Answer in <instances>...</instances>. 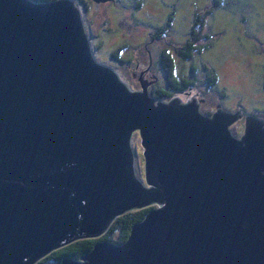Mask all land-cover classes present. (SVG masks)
<instances>
[{
	"label": "water",
	"instance_id": "1",
	"mask_svg": "<svg viewBox=\"0 0 264 264\" xmlns=\"http://www.w3.org/2000/svg\"><path fill=\"white\" fill-rule=\"evenodd\" d=\"M82 17L73 0H0V264H37L156 205L123 245L61 264H264V121L238 139L240 113L133 92L95 60Z\"/></svg>",
	"mask_w": 264,
	"mask_h": 264
},
{
	"label": "rangeland",
	"instance_id": "2",
	"mask_svg": "<svg viewBox=\"0 0 264 264\" xmlns=\"http://www.w3.org/2000/svg\"><path fill=\"white\" fill-rule=\"evenodd\" d=\"M73 1L82 11L95 60L117 72L133 92H144L146 85L155 101L153 93L163 87L174 93L167 82L172 70L187 86L165 102L197 98L200 113L209 118L221 107L231 108L243 115L229 127L238 139L249 117L264 121V0ZM188 50L193 58L185 59ZM170 56L175 65L169 66ZM140 133L133 132L131 148L136 175L147 185Z\"/></svg>",
	"mask_w": 264,
	"mask_h": 264
},
{
	"label": "trees",
	"instance_id": "3",
	"mask_svg": "<svg viewBox=\"0 0 264 264\" xmlns=\"http://www.w3.org/2000/svg\"><path fill=\"white\" fill-rule=\"evenodd\" d=\"M36 3H48L55 0H32ZM217 5H220L219 2ZM172 19V17H171ZM171 26V24L169 25ZM192 51V49L190 48ZM188 50L186 55H184L185 59L193 58V52ZM119 51H122V49H119ZM201 51V50H200ZM113 56L115 59L117 58V50L113 52ZM174 80V78L171 77V80ZM216 79H218V76L216 73L213 74V82H216ZM173 87L172 92H168L166 87L161 88L158 90L157 93H153V96H156L159 100H169L172 98V96L178 92L181 89H184V87L187 86V83H179L177 80L175 82H172L170 84ZM157 206H150L147 208H143L141 210L137 211H131L129 213H126L123 216L118 217L112 224V226L109 228V230L100 238H91V239H83L76 242H73L72 244H69L67 246H64L58 250H55L42 260H40L37 264H47L54 262L56 264H61L66 258H71L73 260H80L83 256L89 254L94 247L101 241H109L113 242L118 245H123L129 238L133 226L142 222L149 212L153 209H155Z\"/></svg>",
	"mask_w": 264,
	"mask_h": 264
},
{
	"label": "flooded vegetation",
	"instance_id": "4",
	"mask_svg": "<svg viewBox=\"0 0 264 264\" xmlns=\"http://www.w3.org/2000/svg\"><path fill=\"white\" fill-rule=\"evenodd\" d=\"M189 46H190V45H189ZM170 58H171L170 60H172V62H169V66H171V65H175L176 62H173V61H174V60H173L174 57H171V56H170ZM171 77L174 78V80H173V79L171 80ZM175 80H176V77H174V74H173L172 70H171V71H168V73H167V82L171 84L172 82H175ZM179 81H180V80H179ZM179 83H181V82H179ZM181 84H183V83H181ZM191 103H194V104L198 105L197 98L194 99V100H192ZM199 108H200V105H199ZM221 110H223V111L225 110V111L228 112V113H233L232 110H231V108H228V107L225 108V109H223V108L221 107ZM230 110H231V111H230ZM238 110H241V112L244 114V111H243L242 109H238ZM238 110H236V111L238 112ZM225 111H224V112H225ZM226 112H225V113H226ZM207 114H208V113H207ZM208 115H210V114H208ZM249 116H250V115H249ZM242 136H243V134H242Z\"/></svg>",
	"mask_w": 264,
	"mask_h": 264
},
{
	"label": "bare ground",
	"instance_id": "5",
	"mask_svg": "<svg viewBox=\"0 0 264 264\" xmlns=\"http://www.w3.org/2000/svg\"><path fill=\"white\" fill-rule=\"evenodd\" d=\"M231 133H233L232 131H230Z\"/></svg>",
	"mask_w": 264,
	"mask_h": 264
}]
</instances>
